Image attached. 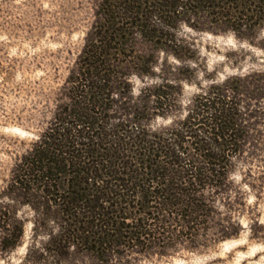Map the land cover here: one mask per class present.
Here are the masks:
<instances>
[{
    "label": "trees",
    "instance_id": "trees-1",
    "mask_svg": "<svg viewBox=\"0 0 264 264\" xmlns=\"http://www.w3.org/2000/svg\"><path fill=\"white\" fill-rule=\"evenodd\" d=\"M185 23L247 35L264 25V0H96L64 100L14 173L56 221L48 242L59 254L91 252L105 264L209 223L206 190L224 186L249 135L241 94L250 88L212 84L182 120L154 131L147 120L168 97L163 84L136 101L128 80L150 73L160 50L181 57Z\"/></svg>",
    "mask_w": 264,
    "mask_h": 264
},
{
    "label": "rangeland",
    "instance_id": "rangeland-1",
    "mask_svg": "<svg viewBox=\"0 0 264 264\" xmlns=\"http://www.w3.org/2000/svg\"><path fill=\"white\" fill-rule=\"evenodd\" d=\"M95 10L96 0H0V264H103L91 252L50 247L56 221L14 182L64 100ZM180 28L181 57L160 50L150 73L128 77L133 100L159 84L168 94L149 113V128L177 124L198 94L238 78L250 88L241 94L249 135L224 186L206 190L212 212L201 231L178 232L162 238L161 247L130 249L105 264H264V25L247 35Z\"/></svg>",
    "mask_w": 264,
    "mask_h": 264
}]
</instances>
